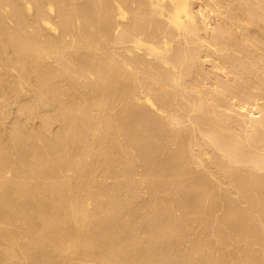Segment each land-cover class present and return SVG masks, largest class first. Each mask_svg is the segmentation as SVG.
I'll return each instance as SVG.
<instances>
[{
  "label": "bare ground",
  "instance_id": "6f19581e",
  "mask_svg": "<svg viewBox=\"0 0 264 264\" xmlns=\"http://www.w3.org/2000/svg\"><path fill=\"white\" fill-rule=\"evenodd\" d=\"M0 264H264V0H0Z\"/></svg>",
  "mask_w": 264,
  "mask_h": 264
}]
</instances>
